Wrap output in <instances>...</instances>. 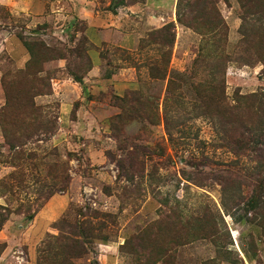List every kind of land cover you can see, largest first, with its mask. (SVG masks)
Segmentation results:
<instances>
[{
	"label": "rangeland",
	"instance_id": "1",
	"mask_svg": "<svg viewBox=\"0 0 264 264\" xmlns=\"http://www.w3.org/2000/svg\"><path fill=\"white\" fill-rule=\"evenodd\" d=\"M0 264H264V0H0Z\"/></svg>",
	"mask_w": 264,
	"mask_h": 264
},
{
	"label": "trees",
	"instance_id": "2",
	"mask_svg": "<svg viewBox=\"0 0 264 264\" xmlns=\"http://www.w3.org/2000/svg\"><path fill=\"white\" fill-rule=\"evenodd\" d=\"M75 77V80L77 81V82H81V77H78V76H74ZM208 101L209 102H212V104H217V100L216 99H214V98H209L208 99ZM243 136V133L241 134V136H240V138ZM249 140H245V141H243V142H248Z\"/></svg>",
	"mask_w": 264,
	"mask_h": 264
}]
</instances>
